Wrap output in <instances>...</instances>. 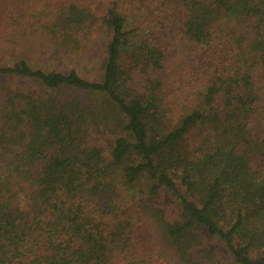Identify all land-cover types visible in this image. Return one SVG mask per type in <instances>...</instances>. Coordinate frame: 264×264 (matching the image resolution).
Returning a JSON list of instances; mask_svg holds the SVG:
<instances>
[{
	"label": "trees",
	"instance_id": "obj_1",
	"mask_svg": "<svg viewBox=\"0 0 264 264\" xmlns=\"http://www.w3.org/2000/svg\"><path fill=\"white\" fill-rule=\"evenodd\" d=\"M0 264H264V0H0Z\"/></svg>",
	"mask_w": 264,
	"mask_h": 264
},
{
	"label": "rangeland",
	"instance_id": "obj_2",
	"mask_svg": "<svg viewBox=\"0 0 264 264\" xmlns=\"http://www.w3.org/2000/svg\"><path fill=\"white\" fill-rule=\"evenodd\" d=\"M38 42V46L41 45V43L39 41ZM39 48V47H38ZM39 50V49H37ZM82 51V50H81ZM91 52H89L87 50V52H81V53H75V54H67L65 52V54H63L60 58V60H54V62L49 61V62H39L37 64L38 67H42V68H52L54 65L55 67H59V69L64 70V71H68L70 68L72 67H77L79 73L83 76L86 77H92L93 74L95 73V62H91ZM64 56V57H63ZM36 64V63H35ZM155 241L154 243H151L149 249L147 250L148 253L151 252H155Z\"/></svg>",
	"mask_w": 264,
	"mask_h": 264
}]
</instances>
